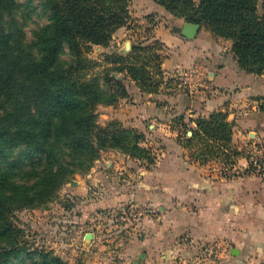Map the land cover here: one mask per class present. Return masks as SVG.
Here are the masks:
<instances>
[{"label":"trees","instance_id":"1","mask_svg":"<svg viewBox=\"0 0 264 264\" xmlns=\"http://www.w3.org/2000/svg\"><path fill=\"white\" fill-rule=\"evenodd\" d=\"M41 1L48 23L26 38L10 26L13 0H0V264L19 254L32 259L10 219L13 207L48 199L70 175L88 170L100 149L127 140L118 122L96 123L97 106L126 96L123 80L147 93L168 82L161 67L166 54L157 39L131 44L125 55L104 53V67L95 69L101 64L89 56L92 45L105 46L127 24L130 0ZM153 1L229 39L241 69L264 71V0ZM189 131L183 145L192 156L196 143L204 146L196 154L202 157L218 150L232 163L240 154L223 111L199 117ZM35 252V264H69L51 252Z\"/></svg>","mask_w":264,"mask_h":264},{"label":"crops","instance_id":"2","mask_svg":"<svg viewBox=\"0 0 264 264\" xmlns=\"http://www.w3.org/2000/svg\"><path fill=\"white\" fill-rule=\"evenodd\" d=\"M132 13L157 15L152 33L166 54L161 64L164 74L190 66L194 72L179 83L185 88L173 96L174 113L168 111L171 118L180 114L182 124L174 125L169 119L170 124L157 121L152 125L161 135L153 141L160 145L155 163L147 170L129 172L124 192L97 201L101 208L125 203L132 211H140L129 217L125 241L115 242V264H264V175L215 176L212 168L187 154L178 135L182 126L195 128L199 117L223 111L232 124L231 144L240 152L233 163L245 165L246 145L264 143V71L255 74L241 69L231 41L222 42L202 25L193 38L181 36L176 27L184 20L153 0H143ZM171 18L174 24L166 26L165 19ZM123 28L115 33L122 34ZM127 43L131 44L122 40L116 51L127 54L131 47ZM138 96L140 103L133 108L135 114L141 113L133 123L161 116L162 105L150 99L155 94L140 91ZM118 232L113 238H118ZM87 233L90 238L85 237ZM95 240L104 246L98 234L83 236L84 242ZM209 247L213 250L210 258L205 256Z\"/></svg>","mask_w":264,"mask_h":264},{"label":"rangeland","instance_id":"3","mask_svg":"<svg viewBox=\"0 0 264 264\" xmlns=\"http://www.w3.org/2000/svg\"><path fill=\"white\" fill-rule=\"evenodd\" d=\"M142 1L130 0L129 11H135ZM7 16H10V26L15 31L23 34L26 38H31L34 30L48 23L49 15L41 0H13L12 10ZM156 18L157 15L154 14L137 17L132 13L122 34L118 35L114 32L111 40L105 46L92 45L89 56L101 64L95 68L96 71L99 72L104 67V62L101 61L103 54L117 52V48L122 46V40L126 39L131 44L139 42L147 44L154 41L152 30L157 24ZM165 22H167L166 26L171 27L174 24V19H165ZM173 28L175 27L173 26ZM217 38H220L222 42L225 41V38ZM131 44L129 45L131 46ZM192 72H194V67L190 66L182 71L175 70L170 75L164 74V80H168V82L162 83L157 92H151L156 97L150 98L162 105L160 107L161 116L141 119L142 121L137 125L133 121L138 116L137 113L141 112L136 111L135 114L133 106H138L140 103L138 94L141 90L135 83H132V80H123L128 90L126 96L118 98L113 104L97 106L96 123L99 126H105L111 121L118 122L126 129L127 140L121 146H106L100 149L88 170L70 175L48 199L33 205L12 208L10 219L20 228L21 237L26 247L32 252V259L25 254H19L11 258L10 264H35L38 262L34 261L37 256L35 250L51 252L69 264L116 263L117 260L112 257V250H114L117 240L125 241L129 214L134 208L132 207L131 210L130 206L125 203L117 208L113 206L101 208L97 201L102 200L103 197L108 198L112 193L124 192L123 184L127 182L129 172L139 169L147 170L155 163V159L160 153V145H156L153 141L161 135L154 131L152 125L157 121L169 123V119L174 121V125L181 124L182 116L177 114L171 118L168 111L174 113L175 108L171 107V104H174L173 96L184 90L185 87L180 86L179 83L188 78L189 73ZM117 77L121 79V73H117ZM188 130L189 127L185 126L179 128V140L183 144L186 137L190 135ZM136 141L139 149L133 148ZM149 141L153 143H149ZM202 149L204 146L196 143L193 148V156L190 153L187 154L191 158L195 155V159L199 158L200 163L208 165L209 170L212 165L222 164L225 166V164H229L218 150L217 153L211 152L205 157L196 155ZM0 170H2L1 165ZM118 173H121L118 175L120 177L116 175ZM89 175L93 177L89 178ZM85 177L88 179L85 180ZM120 215H123L124 219L119 218ZM96 221L100 224L99 228L96 227L97 224L94 225ZM115 231L123 238H119V235L118 238H113ZM86 232L98 234L100 240H103L104 246H100L96 240L95 242H84L83 236ZM111 238L114 239L112 242Z\"/></svg>","mask_w":264,"mask_h":264},{"label":"built area","instance_id":"4","mask_svg":"<svg viewBox=\"0 0 264 264\" xmlns=\"http://www.w3.org/2000/svg\"><path fill=\"white\" fill-rule=\"evenodd\" d=\"M243 157L246 160L245 165L238 166L236 164L229 163L224 165H212L215 176L220 177H238L247 173H259L264 175V143L251 142L246 145L245 151H243ZM140 211H132L130 216H137ZM121 219H124L123 215H120ZM205 256L210 258L213 256V250L211 247L205 250Z\"/></svg>","mask_w":264,"mask_h":264},{"label":"water","instance_id":"5","mask_svg":"<svg viewBox=\"0 0 264 264\" xmlns=\"http://www.w3.org/2000/svg\"><path fill=\"white\" fill-rule=\"evenodd\" d=\"M200 26V23L184 21L180 26L176 27V29L182 36L186 38H193L198 32ZM127 45L129 46V43H127ZM90 235V233H87L85 237L90 238ZM133 264H137V262H134Z\"/></svg>","mask_w":264,"mask_h":264}]
</instances>
